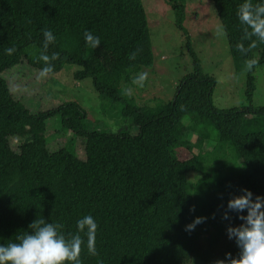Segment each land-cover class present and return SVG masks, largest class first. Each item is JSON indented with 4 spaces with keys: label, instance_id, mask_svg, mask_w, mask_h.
I'll list each match as a JSON object with an SVG mask.
<instances>
[{
    "label": "trees",
    "instance_id": "trees-1",
    "mask_svg": "<svg viewBox=\"0 0 264 264\" xmlns=\"http://www.w3.org/2000/svg\"><path fill=\"white\" fill-rule=\"evenodd\" d=\"M212 2L236 71L248 73L249 105L215 106L217 80L193 49L182 5L171 1L193 71L172 100L152 107L126 94L155 60L143 0H0V244L14 242L38 218L61 224L66 236L74 234L76 221L91 214L99 225L97 254L88 252L84 237L82 264H216L227 253L239 256L227 229L241 221L223 214L242 188L264 195V105L252 103L264 43L241 53L237 45L251 43L237 16L244 0ZM44 30L56 37L46 54L59 53L46 75L79 66L75 79L91 78L100 95L123 105L136 134L88 129V113L77 102L37 112L14 97L5 73L23 62L42 73ZM86 31L100 37L99 48L86 44ZM8 48L15 51L8 54ZM57 116L74 135V151L51 147L48 121ZM192 134H198L197 143ZM78 139L84 141V158ZM212 142L213 150L205 152ZM198 216L206 222L186 231Z\"/></svg>",
    "mask_w": 264,
    "mask_h": 264
},
{
    "label": "rangeland",
    "instance_id": "rangeland-1",
    "mask_svg": "<svg viewBox=\"0 0 264 264\" xmlns=\"http://www.w3.org/2000/svg\"><path fill=\"white\" fill-rule=\"evenodd\" d=\"M171 1L176 5L184 6V27L189 32L193 49L200 58L204 71L217 80L213 94L215 106L226 109L249 105L248 73L236 71L226 34L222 37L217 36V28L222 23L212 0H143L149 20L155 60L152 67L143 68L141 71L149 74L143 87L134 82L128 85L138 103L156 107L172 100L179 82L193 71V59L186 37L176 25V10ZM79 70L81 68L77 65H67L61 74L52 77L35 71L23 62L5 75L10 81L14 97L34 111L42 112L66 102H77L88 113L86 120L88 129L110 132L128 130L136 134L138 128L130 127L131 119L122 113L123 105L100 95L91 78L76 80L75 73ZM254 76L256 90L252 103L255 106H262L264 105V66L258 67ZM247 128L251 129L252 126L248 125ZM212 133L214 134V131ZM48 137L51 139L53 150L63 147L70 151L75 150L74 135L64 127L60 116L48 121ZM198 138V134L190 136L193 143H197ZM77 143L76 148L84 158L82 153L84 141L78 139ZM13 145L16 147L19 142L15 140ZM214 147L215 143H207L204 151L210 152Z\"/></svg>",
    "mask_w": 264,
    "mask_h": 264
},
{
    "label": "clouds",
    "instance_id": "clouds-1",
    "mask_svg": "<svg viewBox=\"0 0 264 264\" xmlns=\"http://www.w3.org/2000/svg\"><path fill=\"white\" fill-rule=\"evenodd\" d=\"M237 16L240 23L245 26V38L251 41L247 48L243 43L237 45V48L247 55L251 49L257 47V41L264 43V0H258L256 4H253L252 0H244L238 8ZM225 34L224 25H219L217 36L222 37ZM43 36L44 53L41 54L40 60L45 64L42 74L46 75L53 71L52 61L59 59V53H53L51 56L46 54L56 37L51 30H44ZM253 37L256 39L253 40ZM84 39L93 49L101 46L100 37L91 31L84 33ZM14 51L13 48L6 49L8 54ZM130 58L134 59L135 54ZM254 64L255 61L251 60L247 67L251 69ZM148 75L147 72H141L133 82L143 87ZM126 94L131 95L132 90L127 89ZM190 211L195 213V206ZM232 214H235V218L241 223L238 226H229L227 234L230 240L235 241L240 253L238 257L227 253L223 259L217 260L216 264H264V195H256L251 190L242 188L238 195H234L228 201L223 219L232 221L234 219ZM206 220V217H196L192 223L186 225V231H194ZM98 227L96 218L87 214L76 221V233L66 236L61 224L38 218L29 225L28 231L17 235L14 242L0 244V264H82L80 257L82 247L85 245L84 237L88 252L92 255L97 254Z\"/></svg>",
    "mask_w": 264,
    "mask_h": 264
}]
</instances>
